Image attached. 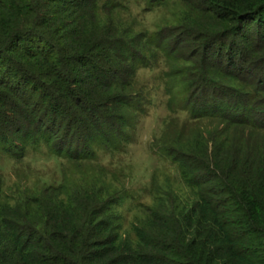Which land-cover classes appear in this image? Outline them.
<instances>
[{"label": "trees", "instance_id": "trees-1", "mask_svg": "<svg viewBox=\"0 0 264 264\" xmlns=\"http://www.w3.org/2000/svg\"><path fill=\"white\" fill-rule=\"evenodd\" d=\"M147 1L148 9L165 2ZM181 1L187 12L169 35L191 42L199 60L181 58L161 33L132 38L113 19H100L101 10L125 11L119 4L0 0V149L12 157L44 145L82 162L94 159L99 143L125 145L129 121L121 112L142 108L129 89L138 68L154 66L152 49L186 59L181 75L194 120L227 123L182 151L167 150L194 202L150 209L135 249L121 242L111 214L117 194L99 180L42 188L14 207L0 191V264H264V139L254 132L264 128V0ZM242 77L248 91L214 82ZM59 111L67 116L58 119ZM40 115H50L56 129L77 124L86 137L75 149L59 145Z\"/></svg>", "mask_w": 264, "mask_h": 264}, {"label": "rangeland", "instance_id": "rangeland-1", "mask_svg": "<svg viewBox=\"0 0 264 264\" xmlns=\"http://www.w3.org/2000/svg\"><path fill=\"white\" fill-rule=\"evenodd\" d=\"M101 2L126 8L125 11L118 8L109 13L101 10L98 15L103 22L113 19L120 28L130 30L132 38H141L144 33H161L162 38H168L178 45L181 58L187 57L191 61L199 60L202 56L194 53L195 46L191 42H178L180 34H176V38L169 35V31L181 29L178 19L187 12L181 0H165L162 5L151 9H148L150 5L147 0ZM152 51L153 55L156 53L154 66L151 69L138 68L129 89V94H138L135 101L140 102L142 108H123L121 112L129 121L127 143L117 148L111 142L99 143L94 150V159L82 162L57 157L44 145L27 148L22 158H14L0 149L3 202L14 207L19 198L37 196L42 188H76L90 183V179L99 180L101 187L117 194L119 201L112 207L111 214L119 218L117 224L121 242L133 249L140 246L136 229L147 223L150 209L159 208V205L171 207L169 202L172 200L176 202L175 208L187 207L194 202L180 168L166 152L171 149L182 151L184 146L194 144L202 136L225 130L227 123L211 118L194 120L186 105V75H181L184 67H189L186 59L168 60L158 50ZM228 73L233 75L235 70ZM260 73L264 74V67ZM214 82L221 88L248 91L247 82L242 84L244 77L238 83L231 81V85ZM20 115L22 118L26 116L23 112ZM65 116L64 112L59 111L57 118ZM41 118L49 136L59 145L75 149L86 137V130L78 128L77 124L69 122L67 127L56 129L50 115H42ZM236 130L242 132L240 127ZM254 132L256 136L259 134L256 139H264V128ZM249 137L254 136L249 134Z\"/></svg>", "mask_w": 264, "mask_h": 264}]
</instances>
